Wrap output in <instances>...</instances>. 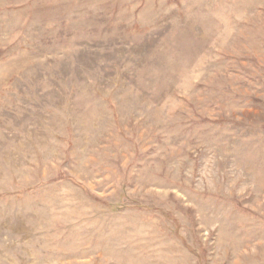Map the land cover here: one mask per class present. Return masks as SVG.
<instances>
[{"label": "rangeland", "instance_id": "374dc122", "mask_svg": "<svg viewBox=\"0 0 264 264\" xmlns=\"http://www.w3.org/2000/svg\"><path fill=\"white\" fill-rule=\"evenodd\" d=\"M0 264H264V0H0Z\"/></svg>", "mask_w": 264, "mask_h": 264}]
</instances>
